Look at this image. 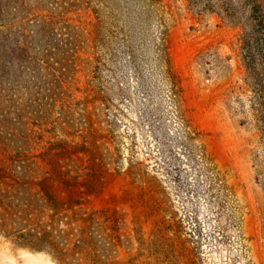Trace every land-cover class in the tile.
Here are the masks:
<instances>
[{
	"label": "rangeland",
	"instance_id": "rangeland-1",
	"mask_svg": "<svg viewBox=\"0 0 264 264\" xmlns=\"http://www.w3.org/2000/svg\"><path fill=\"white\" fill-rule=\"evenodd\" d=\"M73 1L72 39L58 29L42 45H23L20 16L2 10L0 264H59L51 244L65 264H264V18L253 36L159 0L185 124L234 190L242 251L213 240L207 206L174 174L184 159L166 78L139 53L137 74L95 48L91 0ZM195 208L199 246L186 234Z\"/></svg>",
	"mask_w": 264,
	"mask_h": 264
},
{
	"label": "trees",
	"instance_id": "trees-1",
	"mask_svg": "<svg viewBox=\"0 0 264 264\" xmlns=\"http://www.w3.org/2000/svg\"><path fill=\"white\" fill-rule=\"evenodd\" d=\"M199 12L214 13L223 21L233 25L242 22L249 25L251 34L257 35L255 22L264 18V0H187ZM48 0H0V18L2 10L11 8L13 15L20 16L21 39L27 40L29 35L38 38L42 45L58 29L74 30L63 14L70 13L75 7L73 0H53V10L42 7ZM91 11L96 20L92 31V43L95 48H103L110 52L111 61L116 57L115 52L127 56L128 63L137 72L140 71L138 55L144 61L150 60L170 85L171 99L175 118L179 124V142L182 147L181 156L184 160L173 169L174 174L184 179V193L196 196L207 206L210 217L215 224L211 237L217 243L236 240L242 251L245 250L241 232V208L236 200L233 188L229 185L227 175L219 170L209 159L204 150L193 144L194 135L188 130L178 102V90L175 78L171 72L169 58L164 44L165 33L164 10L159 0H91ZM5 27L0 24V44ZM49 36V37H48ZM70 36V40H71ZM24 45V44H23ZM23 50V49H22ZM5 56L0 52V73L3 72ZM138 74V72H137ZM264 98V97H263ZM179 155V153H178ZM187 163V164H185ZM186 166V167H185ZM182 172L184 176H182ZM264 177V174L262 175ZM189 178V180H188ZM192 225H188V234L195 240L197 246L202 245L201 225L198 222L199 211H192ZM186 216L181 219L185 223ZM191 226V228L189 227ZM231 231L232 235L227 233ZM52 258L65 264L63 252L57 245L51 244Z\"/></svg>",
	"mask_w": 264,
	"mask_h": 264
}]
</instances>
